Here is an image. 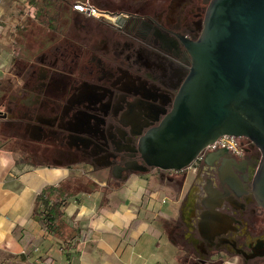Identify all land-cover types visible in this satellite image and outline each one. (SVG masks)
Here are the masks:
<instances>
[{"label":"flooded vegetation","instance_id":"1","mask_svg":"<svg viewBox=\"0 0 264 264\" xmlns=\"http://www.w3.org/2000/svg\"><path fill=\"white\" fill-rule=\"evenodd\" d=\"M211 1L145 0L137 10L109 5L100 11L119 17L118 27L102 33L101 43L75 32L76 42L21 51L11 58L18 60L9 71L16 81L6 80L8 91L0 96L1 136L30 163L82 166L103 176V190L153 172L162 182L179 177L181 189L190 179L185 215L169 225L171 236L184 234L190 250L183 263L236 257L239 264H264V210L253 187L262 155L252 142L238 138L234 153L205 150L178 173L147 168L139 150L173 110L191 69L187 47L198 39ZM212 204L234 221L220 237L222 229H200Z\"/></svg>","mask_w":264,"mask_h":264},{"label":"water","instance_id":"2","mask_svg":"<svg viewBox=\"0 0 264 264\" xmlns=\"http://www.w3.org/2000/svg\"><path fill=\"white\" fill-rule=\"evenodd\" d=\"M187 50L189 75L172 112L142 140L143 162L178 173L217 139L245 138L262 155L253 187L264 210V0H212ZM219 207L206 205L204 233L222 229L215 234L220 237L233 230L234 221L220 215Z\"/></svg>","mask_w":264,"mask_h":264},{"label":"crops","instance_id":"3","mask_svg":"<svg viewBox=\"0 0 264 264\" xmlns=\"http://www.w3.org/2000/svg\"><path fill=\"white\" fill-rule=\"evenodd\" d=\"M7 4L9 0H0V27ZM9 160L4 169L7 160L0 158V264H184V253L190 252L184 234L179 230L171 236L169 225L185 215L182 199L190 179L183 180L181 189L179 177L162 182L149 173L132 177L120 191L104 195L99 189L68 199L64 216L79 235L67 261L53 240L33 245L43 232L31 217L42 189L70 180L61 171L64 167L25 170L15 166L12 156Z\"/></svg>","mask_w":264,"mask_h":264},{"label":"trees","instance_id":"4","mask_svg":"<svg viewBox=\"0 0 264 264\" xmlns=\"http://www.w3.org/2000/svg\"><path fill=\"white\" fill-rule=\"evenodd\" d=\"M84 0H9L10 12L3 19L4 28L9 25L13 32L8 37L25 43L24 53L31 49L45 47L47 44L76 42L73 24V6ZM25 11V12H24ZM7 28V29H9ZM28 45V46H27ZM26 49H25V48ZM23 53V52H22ZM18 60L11 59L9 71L16 66ZM8 81L0 83V96L7 93ZM8 149L16 153L14 145L5 143L0 138V149ZM20 155V153H19ZM15 164H27L32 167L36 163L28 162L23 156L17 158ZM99 186L91 180H68L60 182L57 186L42 189L35 197L31 217L37 221L43 236L33 243L40 245L45 240H53V244L63 254L67 261L75 254L79 232L74 229L64 216L66 201L79 193H94Z\"/></svg>","mask_w":264,"mask_h":264},{"label":"rangeland","instance_id":"5","mask_svg":"<svg viewBox=\"0 0 264 264\" xmlns=\"http://www.w3.org/2000/svg\"><path fill=\"white\" fill-rule=\"evenodd\" d=\"M85 1V0H84ZM83 1V2H84ZM91 5H94L99 10H102L106 6H114L117 7L118 5H121V7H130L131 9L137 10L140 5L137 4H142L145 0H88ZM5 8H7L5 16L7 17L10 12V6L7 4L5 5ZM25 12V11H24ZM112 17V16H111ZM110 17V18H111ZM103 18L100 17L99 19L91 18V17H86L83 14H73V24L72 28L76 32V37L79 38H84L86 40H92L93 42L96 43H101L102 35L103 34H109V32L112 30V28L118 27L116 21H118L117 17H112L115 18L114 21H111V19ZM5 19V18H3ZM2 19V21H3ZM116 25V26H115ZM3 26V24H2ZM9 25H7L6 22V27H0V65L1 62L5 64L4 68L0 67V83L3 84L6 80H11L12 83H15L16 77H15V72L9 73V62L12 57H16L17 54H21V51L23 54H25L23 51V47L25 43H22L15 40L14 37H8L9 32H13V28H9ZM103 33V34H102ZM22 45V46H21ZM28 46V45H27ZM25 48V47H24ZM26 49V48H25ZM0 127L2 128V124H0ZM1 130V129H0ZM1 131H0V138L1 136ZM3 138V137H2ZM8 149H0V158L3 159L7 162L4 163V169L9 165L10 163V156H12L13 163L14 161L18 158L19 159V154L9 152ZM23 166L25 170L30 169L29 165L25 164H15V166ZM64 173V177L70 180H75V179H91L94 182L98 184H103L104 183V177L101 175H94L91 174L87 171V168L82 167V166H71L70 168L64 167L61 170ZM153 175L157 176L154 172L152 173ZM129 184L126 183L122 185L119 189H107L103 190L104 195H106L108 192L112 191H120L124 189ZM169 205V202H168ZM226 261H225V260ZM222 261V264H239V260L236 259L235 257L232 258H224Z\"/></svg>","mask_w":264,"mask_h":264},{"label":"built area","instance_id":"6","mask_svg":"<svg viewBox=\"0 0 264 264\" xmlns=\"http://www.w3.org/2000/svg\"><path fill=\"white\" fill-rule=\"evenodd\" d=\"M73 11L79 14H83L86 17H91L95 19H99L100 17L105 16L99 9L94 7V5H91L88 0H85L84 2H77L76 4H74ZM113 19L115 20V18ZM237 139L238 138L223 136L217 139L212 144L206 146L201 152L205 150L213 151L215 149H226L227 151L234 153L237 151ZM189 168H190V165L184 170H187Z\"/></svg>","mask_w":264,"mask_h":264},{"label":"bare ground","instance_id":"7","mask_svg":"<svg viewBox=\"0 0 264 264\" xmlns=\"http://www.w3.org/2000/svg\"><path fill=\"white\" fill-rule=\"evenodd\" d=\"M99 15V14H98ZM105 15V14H104ZM104 17H106L107 19H109V16L108 15H105ZM111 19V21H114V19L111 17L110 18Z\"/></svg>","mask_w":264,"mask_h":264}]
</instances>
